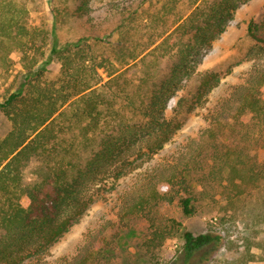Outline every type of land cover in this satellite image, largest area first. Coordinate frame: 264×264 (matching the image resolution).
I'll list each match as a JSON object with an SVG mask.
<instances>
[{"label":"trees","instance_id":"trees-1","mask_svg":"<svg viewBox=\"0 0 264 264\" xmlns=\"http://www.w3.org/2000/svg\"><path fill=\"white\" fill-rule=\"evenodd\" d=\"M35 1L0 0L3 71L14 49L21 50L26 61L20 85L0 99V112L11 123L0 142V264H23L48 255L94 203L116 190L119 180L163 150L177 130L166 114L170 100L197 76L201 58L226 31L239 7L250 0H164L156 11L143 8L136 27L142 40L134 49L127 47L107 57H83L77 48L84 38L62 45L54 24L50 56L62 65L58 83L43 79L45 69L34 70L37 61L31 50L37 47L38 32L28 28L20 15L28 13V5ZM82 2L78 11L87 15L90 0ZM261 27L263 22L251 19L247 35L264 48ZM104 36L109 40L114 33ZM126 41L124 35L122 47ZM162 58L171 59V65L161 81L157 71ZM50 62L49 59L46 64ZM138 64L141 66L137 69ZM99 69L109 78L107 81ZM137 72H141L140 76L134 78ZM197 81L196 91L178 100V112L193 110L206 100L219 85L220 77L205 72L198 74ZM263 85L264 76H254L249 83L237 87L229 110L236 120L251 114L245 125L260 129L262 136ZM213 118L212 129L205 132L206 141H214L206 146L212 152V164H207L202 155L206 150L203 146L198 154L190 155L172 170L163 169L121 210L122 218L149 216L161 202H171L172 197L159 191V185L165 183L179 185L188 192L189 196L180 198L186 216L194 214V193L200 186L219 189L230 203L249 188L264 192V161L245 162L239 147L220 145V128L224 125ZM231 131L238 132L237 128ZM138 142L146 146L132 149L131 145ZM33 161L40 162L42 169L39 179L27 185L23 172ZM194 172L200 174L197 185ZM96 184L100 187L91 193ZM261 200L264 202V197ZM257 218L264 220V207ZM223 240L219 234L195 235L186 231L181 251L184 264L198 258L209 261L212 250ZM107 246L104 231L98 232L88 239L79 255L61 264H109L105 257ZM248 255L251 261L257 258L250 251ZM260 258L264 260V247Z\"/></svg>","mask_w":264,"mask_h":264},{"label":"rangeland","instance_id":"rangeland-1","mask_svg":"<svg viewBox=\"0 0 264 264\" xmlns=\"http://www.w3.org/2000/svg\"><path fill=\"white\" fill-rule=\"evenodd\" d=\"M163 1L90 0L87 15H82L78 11L82 0H36L28 5V13L20 15L28 28L38 32L35 43L40 48L31 50V55H35L37 61L34 70L45 69L43 79L46 82H60L62 65L56 57L50 56L54 24L62 45L84 38L80 48H77L83 57H100L101 54L107 57L115 51L124 52L127 47L134 49L138 40H142L136 32L141 22L140 12L143 8L156 11ZM251 19L264 23V0H250L240 6L226 31L201 58L195 74L210 72L220 77L219 85L206 96V100L204 98L193 110H177L178 100L196 91L197 76L187 82L177 97L170 100L166 114L177 130L163 150L119 180L116 190L106 193L105 198L94 203L69 232L51 247L48 255L40 260H26L23 264H61L79 255L88 239L91 240L101 231H104L108 245L105 257L109 259V264H184L181 251L186 231L195 235L219 234L224 239L212 250L209 261L202 262L198 258L192 264H264L260 258L264 247V220L257 218L264 207L261 200L264 192L261 189L249 188L239 199L230 203L218 188L206 190L200 186L194 193V214L186 216L180 198L189 196L188 192L179 185L172 187L165 183L159 185V191L172 197L171 202H161L149 216L139 214L122 218L120 214L133 196L142 193L147 183L155 180L163 169L172 170L190 155L198 154L203 146L206 150L202 155H205L207 164H212V152L206 146L213 140L206 141L205 135L212 129L213 117L224 125L220 128L223 131L219 137L222 139L220 145L223 143L226 148L233 149L239 147L245 162L260 164L264 161L263 132L245 125L252 115L240 116L236 120L229 111L233 107L230 98L236 88L249 83L254 76H264V48L247 35ZM260 31L264 33V27ZM110 33H114L111 39L102 38ZM124 35L127 41L122 47ZM7 58V69L4 71L5 66L0 61V99L16 90L26 72V61L21 50H12ZM49 59L51 62L46 64ZM114 65L119 66L117 62ZM138 65L137 69L141 66ZM170 65L171 59H159L157 79L162 81L167 76ZM98 72L104 81L109 79L102 69ZM140 73L137 72L134 78L139 77ZM262 90L264 97V85ZM131 124L134 125V122ZM10 128V121L0 112V142ZM233 128H237V134L231 131ZM135 130L141 132L140 128ZM144 145L146 143L138 142L131 147L135 149ZM41 169L40 162L29 163L23 172L24 184L36 182ZM199 175V172H194V185L201 181ZM99 187L100 184L93 185L91 193ZM249 251L256 255V260H250Z\"/></svg>","mask_w":264,"mask_h":264}]
</instances>
